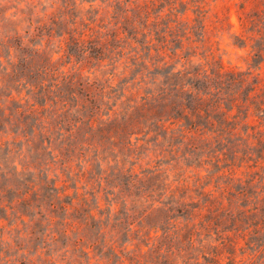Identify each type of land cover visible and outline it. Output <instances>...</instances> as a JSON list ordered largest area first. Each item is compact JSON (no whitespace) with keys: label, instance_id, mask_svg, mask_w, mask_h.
I'll list each match as a JSON object with an SVG mask.
<instances>
[{"label":"rangeland","instance_id":"374dc122","mask_svg":"<svg viewBox=\"0 0 264 264\" xmlns=\"http://www.w3.org/2000/svg\"><path fill=\"white\" fill-rule=\"evenodd\" d=\"M179 1L0 0V264H264V14L210 55Z\"/></svg>","mask_w":264,"mask_h":264},{"label":"trees","instance_id":"16d2710c","mask_svg":"<svg viewBox=\"0 0 264 264\" xmlns=\"http://www.w3.org/2000/svg\"><path fill=\"white\" fill-rule=\"evenodd\" d=\"M194 1L197 2L195 5L196 8L191 10V12L192 14H195V11H198V13L195 14L194 17H192L188 13V11L190 10V8L187 6L188 3L184 2V0H180L179 4L185 3V7L183 11L181 12L179 20L178 21L174 20V22L176 23L177 26L181 22L184 25H186V27L184 28V30H186L184 32V35L186 36L185 38L186 40H188L191 36L196 34L195 31H199L200 33L198 35L202 36L203 46H208L209 54L213 55V51H212L213 41L211 38V33L214 30H217V31L223 30V28L227 25V19L225 16V5L217 3L215 5H212V6L210 5L206 7L207 6L206 1H203V0L201 1L194 0ZM194 1L190 0V2H194ZM253 4L255 8V13L253 14L247 13L246 12L247 9L251 7ZM260 6H261L260 3L257 2L256 0H245V12L242 11L241 16L239 17L242 28H244L245 26V29H246L249 24L254 23L256 21L259 22L258 18L260 16H261L260 18H262V14H264V9ZM148 20H149V15H147L145 18V21L143 23V29H145L148 26L147 25ZM138 32L139 30L136 29L135 33L138 34ZM171 34H169V36H171ZM255 34L260 36V38L262 37L260 35V31L256 32ZM82 35L85 36L86 34L82 33ZM151 41L152 39L150 38L149 40H147V43H150ZM164 41H166V39ZM170 41L173 42V39H171ZM140 43L142 44L143 42H140ZM164 47L166 46L164 45ZM254 55H256V53H254ZM210 74H213V73L211 72ZM234 75H235L234 72L224 71L220 67L218 70V73L216 74V77L226 78L230 80L232 78L231 76H234ZM190 84H192L191 86L194 89L197 88L196 87L197 83H195L194 81H192V83ZM189 94L193 95L192 92L191 93L189 92ZM177 96L178 94L176 95V97ZM194 97H195V105L192 107H189V105L183 104L182 102H180L177 105V107L170 106L172 107L171 111H173V113L175 114V120L170 121L169 122L170 125L174 124L176 121L180 122L183 119L184 120L188 119L190 120V122L188 124V127L186 128L187 131H191L192 129L198 130L199 129L198 126L200 125V121L198 120L204 118L206 120V123L210 127H214V125H217L218 127H220L222 131H230L229 124H228L229 119L235 117V115L232 113V110H233L232 106L226 111H223L222 110L223 107H222L219 112L217 111V109L220 108V103H216V101L213 102V97H210V96L205 97L203 94L200 96L198 93ZM183 100L184 98H182V101ZM170 118L172 117L169 116L166 120H169ZM191 118H193V120H191Z\"/></svg>","mask_w":264,"mask_h":264}]
</instances>
